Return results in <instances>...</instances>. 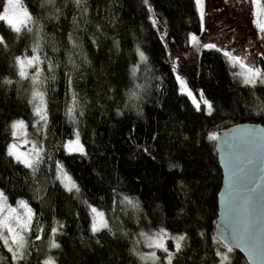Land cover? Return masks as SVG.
Returning a JSON list of instances; mask_svg holds the SVG:
<instances>
[{
	"label": "trees",
	"instance_id": "1",
	"mask_svg": "<svg viewBox=\"0 0 264 264\" xmlns=\"http://www.w3.org/2000/svg\"><path fill=\"white\" fill-rule=\"evenodd\" d=\"M22 4L30 28L17 33L0 21V191L10 203L28 204L34 232L42 235L28 238L17 264H42L52 255L57 264H139L136 238L156 229L184 236L171 264H217L227 249L214 234L222 173L209 137L240 123L264 127V83H242L215 47L193 51L190 35L203 30L194 0ZM151 14L191 61L190 84L212 104L211 114L179 89ZM219 28L217 22L207 39ZM36 47L47 114L40 134L33 129L32 81L21 78L17 66V57ZM18 120L42 146L35 170L8 155L11 124ZM76 131L84 154L65 151ZM57 164L78 191L62 186ZM89 206L104 212L107 228L93 233ZM53 228L60 246L50 250ZM227 256L225 264H247L236 251ZM0 264H11L9 257Z\"/></svg>",
	"mask_w": 264,
	"mask_h": 264
},
{
	"label": "rangeland",
	"instance_id": "2",
	"mask_svg": "<svg viewBox=\"0 0 264 264\" xmlns=\"http://www.w3.org/2000/svg\"><path fill=\"white\" fill-rule=\"evenodd\" d=\"M194 1L196 3V0ZM6 2L7 0H3V3H6ZM196 6H197L198 14L203 22V30H202L200 37H199V34L190 35L189 45L190 47L193 48V51L195 53H198V52L200 53L202 50L209 49V48H205L204 45H207L210 43L211 45H215V48L219 49V52L221 53L231 52L234 56H237L241 60H243L244 64L247 67L259 68L261 72L264 73V67H263V64H264V32H261L257 26L258 20L264 21V7L262 6L260 0H201V5L198 6L196 3ZM2 10H3L2 5H0V12H2ZM151 20H152V23L153 21H155V23L153 24L159 36L168 45L170 57H171L174 69L176 71V77L180 76L185 81V85L187 89L192 92V98L188 96L189 99L191 100L192 103H193V100H195L197 103L200 104V109H203L208 113L207 107L201 102L202 92L200 91V89L197 88V86L190 84V80L192 78L191 73L193 69V66L191 65V61H189V58L183 55L182 51L177 49L172 44L170 38L167 35L163 22L160 21V19L156 15H153V14H151ZM3 22L7 26H9L5 21ZM217 22L218 24L221 23L222 28H229V27L234 28L233 39L231 41H236L237 45L235 49L231 48L230 43H220V42L217 43L213 40L207 39V34L209 33L211 28H215ZM238 26L242 27L240 31L238 30ZM30 27H31V21L28 22L26 26H21V30L24 28H30ZM244 30L247 31V35L250 38H248V36L245 33H244L245 36L242 37V32ZM193 35L197 37L198 43L192 42L191 36ZM238 48L240 49V52L237 53ZM35 49H36L35 52L33 51V49H31L28 53L20 57V59L21 60H25V58L30 59L33 55H37L40 57L39 49L37 47ZM226 60L229 62L227 57H226ZM40 64H41V60L38 65L33 63L31 67L25 66V69H24L27 73V75L24 78L30 79L33 85L32 92H31V102H32L33 114H34L33 129H34V133H37V134H40L44 130L45 125H46L44 121L40 120V117L35 114V108L40 105V100L39 98L33 99L34 92L43 93V90L41 88L40 81H39L40 70H41ZM229 64L232 70L234 69L237 75L238 73L245 71V69H242L239 64L235 66H233V64L230 62ZM17 66H18V71L20 73L21 68L18 63H17ZM37 69H39V72L37 71ZM238 76L240 77L241 82L244 83L243 82L244 77L241 75H238ZM258 83H260L259 80L257 81L256 84ZM178 85L180 89L179 81H178ZM204 98L206 99V97ZM44 107H46L45 101H44ZM18 121H22V120H18ZM18 121H14L13 123L18 122ZM13 123L11 124V134H12L13 141L9 145L15 144L17 146V150L19 153H24L27 158L31 159L32 157L36 155V153L33 152L32 149L34 147L36 149H42V146L39 145L37 141L32 139V137L28 133V129H27L25 122H24V128L17 130L18 134L16 136H13V131H14L12 128ZM19 133H23V134H19ZM76 133L77 131L75 132L74 136L72 138L67 139L66 143L64 144V148L67 153H70V152L66 150L65 145L69 141L75 140ZM80 144L83 146L81 140H80ZM8 147H7V152H8ZM71 153L81 154L79 152H71ZM41 154H42V151L40 152V156ZM12 158L15 161H17L14 157ZM21 164L24 165L23 163ZM64 172L67 174L65 170ZM58 180L61 183L60 179ZM62 186L65 188L64 184H62ZM71 191H77V190L72 189ZM19 201H24V200H18L15 203H10L7 201V207H5L3 211H0V220H2L4 216H9V220H8L9 226L14 228L15 231L23 237L24 247H25L28 242V238H30V241H33L35 239L34 237L41 238L42 231L40 229L41 232H39V230L34 232L35 216H34L33 211H32L31 223L28 229L24 230L22 227H20V224L23 221H26L28 217L26 215V209L19 206L18 204ZM9 208L16 209V211L14 213L9 214V211H8ZM28 208L30 207L28 206ZM93 208H95L97 212L103 213V219L107 223L104 212L95 206H89V210L92 214V219L95 216V214L92 212ZM96 219L98 221L99 217H96ZM91 229H92V226H91ZM164 231L167 233V236L164 237V245L167 251H164L163 249H160V248L149 247V244L151 243V240L149 238L157 239L158 238L157 234L161 232V229H156L153 231H149L147 233H141L137 236L136 242H135L136 246H134L135 248L134 252L139 257V260H140L139 264H146V263L147 264H169V253L172 254V258H171L172 260L174 255L178 253L180 249H182L184 242L183 241L180 242L181 247L179 251H177L175 247V244H176L175 238L179 236H183V235L172 234L166 230ZM0 232H2L5 237L10 236L7 229L0 228ZM57 233L58 232L53 233L52 229L48 232V239L50 241V246H49L50 250L55 249L51 247V243L53 241L57 243V240H56ZM8 243L9 245H11L10 238L8 240ZM15 247H16L15 245H12L13 251H9L8 247L4 244L3 240L0 239V262L4 260L5 257H9L11 264H17V262L20 259L13 258V252L15 251ZM21 251L23 252L24 248L21 249ZM153 252H155L156 257H157L155 261H153L152 259H142L141 258L142 256H149ZM224 253H227V252L226 251L221 252L220 254H224ZM49 259H51L54 262V264H57L55 257L53 255L46 257L42 261V264H45V262L48 261ZM225 262L226 261H224L223 264H225ZM217 264H222L221 255H220V260L218 261Z\"/></svg>",
	"mask_w": 264,
	"mask_h": 264
},
{
	"label": "water",
	"instance_id": "3",
	"mask_svg": "<svg viewBox=\"0 0 264 264\" xmlns=\"http://www.w3.org/2000/svg\"><path fill=\"white\" fill-rule=\"evenodd\" d=\"M215 137L222 182L214 234L247 264H264V127L235 124Z\"/></svg>",
	"mask_w": 264,
	"mask_h": 264
},
{
	"label": "snow or ice",
	"instance_id": "4",
	"mask_svg": "<svg viewBox=\"0 0 264 264\" xmlns=\"http://www.w3.org/2000/svg\"><path fill=\"white\" fill-rule=\"evenodd\" d=\"M80 0H77V3H79ZM147 3V0H145ZM196 3L198 6L201 5V0H196ZM0 5H2V12H0V21H5L15 32L19 33L21 31V26H26L28 22L31 21L32 17L29 15L27 9L23 6L22 0H7L6 3H3V0H0ZM202 14V12H201ZM155 23V21H153ZM257 26L260 29L261 32H264V21L258 20ZM191 40L194 43H198L197 37L195 35L191 36ZM0 43H3V39L0 38ZM205 48H214L215 45L207 44L204 45ZM35 52L36 49H33ZM219 51V49H217ZM223 55L228 58L229 62L233 64V66L239 64L242 69H245V71H242L238 73V75H241L244 77V84L246 85H255L257 81L259 80L260 83H264V73L261 72L259 68H252L247 67L243 60H241L239 57L234 56L231 52H224ZM140 59L144 61L146 57L144 56L143 52H140ZM17 63L20 65L21 71L20 76L24 78L27 73L24 70L25 66L31 67L33 63L39 64L40 63V57L37 55H33L30 59L25 58V60H21L19 57H17ZM51 67V66H50ZM39 72V69H37ZM133 74H135V70H133ZM177 80L180 84V90L182 93L187 94L190 98H192V92L189 91L185 85V81L180 77L177 76ZM8 83H11V81H7ZM71 83V81H70ZM39 98L40 105L35 108V114L40 117V120L44 121V123H47V114L44 107V95L41 92H34L33 93V99ZM73 100L75 101V97H73ZM201 102L207 107V111L209 114H211L212 111V104L203 97V93H201ZM193 103L195 104L197 110H200V104L197 103L195 100H193ZM73 108H69L68 115L70 118H73ZM13 136H16L18 134L17 130L24 128V122L18 121L13 123ZM23 134V133H19ZM211 140H215L216 137L210 136ZM66 150L71 152H79L81 154H84V147L80 144V137L79 133H76V138L73 141H69L66 145ZM33 152L36 153L34 157L31 159L27 158L24 153H19L17 150V146L15 144L9 145L8 147V155L14 157L18 162L23 163L25 167L34 169V165L39 162L40 159V152L42 149H36L35 147L32 149ZM57 179H60L61 183L64 184L65 188L68 191H71L72 189L79 190L77 188V185L71 180V178L64 172L63 166L60 164H57ZM127 199V198H126ZM130 204L132 203L131 200L128 201ZM20 207H23L26 209V215L28 219L26 221H23L20 224V227H22L24 230H27L32 218V210L28 208L25 201H19L18 202ZM135 206V205H134ZM7 207V198L4 196L2 192H0V211H3V209ZM9 214L14 213L16 209L9 208L8 209ZM92 212L95 214L93 218V224H92V231L93 233H96L100 231L101 228H107L108 225L103 219V213L97 212L95 208L92 209ZM96 217H99V220L97 221ZM9 216H4L2 220H0V228L7 229L8 233L10 234L9 237H5L2 232H0V239L3 240L4 244L8 247L9 251H13L12 245H15V251L13 252V258L14 259H22L23 258V252L21 249L24 248V241L23 237L15 231L14 228L10 227L8 224ZM52 232H57L56 228L52 229ZM167 236V233L161 229V232L157 234V239H152L151 243L149 244V247H155L163 249L164 251H167L164 245V237ZM11 239V245H9L8 240ZM39 239V237H37ZM184 240L183 236H179L175 238L176 244L175 247L177 251H179L181 247V241ZM60 245L55 243L54 241L51 243L52 248H58ZM227 252H231L233 249L230 246H227ZM221 255V261L222 264L224 261L228 260L227 253L220 254ZM142 259H152L155 261L157 259L155 252L151 253L149 256H142ZM171 258L172 254L169 253V264H171ZM45 264H54V262L49 259L45 262Z\"/></svg>",
	"mask_w": 264,
	"mask_h": 264
},
{
	"label": "flooded vegetation",
	"instance_id": "5",
	"mask_svg": "<svg viewBox=\"0 0 264 264\" xmlns=\"http://www.w3.org/2000/svg\"><path fill=\"white\" fill-rule=\"evenodd\" d=\"M221 24V23H219ZM233 34H234V28L229 27V28H219L217 32L210 36L208 39L213 40L217 43H230V46L232 49H235L237 43L236 41H231L233 39ZM240 52V49H237V53Z\"/></svg>",
	"mask_w": 264,
	"mask_h": 264
},
{
	"label": "bare ground",
	"instance_id": "6",
	"mask_svg": "<svg viewBox=\"0 0 264 264\" xmlns=\"http://www.w3.org/2000/svg\"><path fill=\"white\" fill-rule=\"evenodd\" d=\"M224 248V247H223ZM225 249H227V248H225ZM136 254V253H135ZM137 255V254H136ZM137 258H138V263H140V260H139V257L137 256Z\"/></svg>",
	"mask_w": 264,
	"mask_h": 264
}]
</instances>
